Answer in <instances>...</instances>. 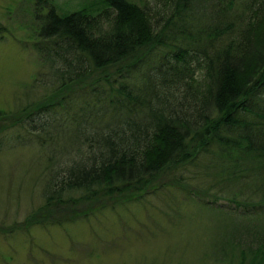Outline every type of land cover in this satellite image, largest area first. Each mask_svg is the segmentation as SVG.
Returning a JSON list of instances; mask_svg holds the SVG:
<instances>
[{"label": "trees", "instance_id": "1", "mask_svg": "<svg viewBox=\"0 0 264 264\" xmlns=\"http://www.w3.org/2000/svg\"><path fill=\"white\" fill-rule=\"evenodd\" d=\"M163 1L164 12L157 17L133 0H100L105 11L83 6L69 14H59L53 0H33L34 17L40 22L35 35L38 47H45L40 57L50 67L52 92L16 111L0 110V135L15 127L50 133L57 122L53 116L72 94L94 90L100 80L111 76L112 85L129 80L156 50L164 61L158 66L159 82L165 84L159 91L154 77L150 78L145 84L151 90L147 100L136 95L131 82L123 81L109 104L95 106L99 113L126 108L129 115L114 124L93 127L98 130H92V135L88 131L91 115L79 114V151L53 160L58 168L52 166L55 170L46 184L44 204L27 218V227L75 219L78 216L67 212L51 213L66 203L89 202L99 194L109 198L108 205L138 201L146 193L170 186L162 182L150 186L164 171L180 170L213 148L225 157L222 175L246 163L252 165L230 178L222 177L226 184H239L252 169L264 202V122L248 119L251 114L264 119V0ZM106 20L110 28L104 30ZM174 59L176 64H169ZM194 59L205 70L202 78L187 74L186 62ZM153 97L158 99L155 103ZM44 116L53 117L51 125L41 121ZM87 141L88 151L83 149ZM174 178L179 182L176 186L184 187V178L178 174ZM206 201L218 204L210 198ZM211 210L225 211L217 206ZM242 210L249 208L245 205ZM42 213L48 216L37 219ZM225 213L235 226L224 232L216 253L232 256L236 264H264V236L249 231L254 239L243 244L237 239L240 215Z\"/></svg>", "mask_w": 264, "mask_h": 264}, {"label": "rangeland", "instance_id": "2", "mask_svg": "<svg viewBox=\"0 0 264 264\" xmlns=\"http://www.w3.org/2000/svg\"><path fill=\"white\" fill-rule=\"evenodd\" d=\"M99 1L53 0V3L59 14H69L83 6L97 12L105 11L107 8ZM133 1L145 4L157 17L160 11L164 12L163 0ZM34 14L33 0H0V110L6 112L33 105L52 92L48 82L52 77L50 67L40 57L45 47H38L40 40L35 35L40 22L35 20ZM109 28L110 23L104 21L102 29ZM159 53L156 50L149 55L129 80L120 79L112 85L111 76L110 80H100L95 91L88 89L78 96L72 94L69 103L59 107L53 116L57 122H52V125L56 122L52 128L49 126L50 133H32L15 127L0 135V264H236L232 256L216 253L224 232L235 226L225 212L240 215L238 241L251 243L254 237L251 238L253 234L250 236L249 231L264 236L263 193L255 176L251 175L254 171L249 169L246 176H250L235 185L226 184L227 180L222 177L230 178L243 171V167L252 168V165L246 163L222 175L225 157L214 148L180 170L164 171L150 186L160 182L170 186L146 193L138 201L108 205L109 198L99 194L89 202L72 206L66 203L62 210L51 213L60 216L67 212L68 216H78L75 219L62 220L60 224L43 221L27 227V218L44 204L46 184L52 171L58 168L53 160H64L79 151V114L91 115L88 131L92 135V130H98L93 127L114 124L129 115L126 108L99 113L96 107L109 104L123 81L131 82L136 95L147 100L151 99V90L146 89L145 84L150 78L154 77L156 88L162 91L165 83L159 82L158 66L164 61ZM172 63L176 64L175 59L169 64ZM186 63L187 74L202 78L205 70L195 59ZM164 69L168 70V66ZM157 100L153 97L152 103ZM53 117L44 116L41 121L51 125ZM248 119L264 122L255 114ZM88 145L90 141L84 143L83 149L88 151ZM52 166L55 169H51ZM217 173L221 177L211 175ZM177 174L185 179L184 187L176 186L179 182L174 175ZM233 196L239 202L231 201ZM208 198L218 204L208 205ZM213 204L225 211L211 210L216 207ZM245 205L249 208L246 214L244 212L248 211L242 210ZM47 213L40 214L37 219L47 217ZM236 249L239 251L238 247Z\"/></svg>", "mask_w": 264, "mask_h": 264}]
</instances>
